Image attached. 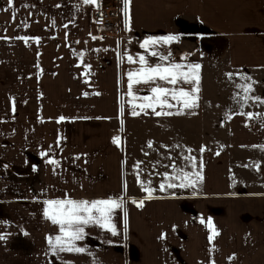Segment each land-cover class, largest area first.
<instances>
[{
    "label": "crops",
    "instance_id": "obj_1",
    "mask_svg": "<svg viewBox=\"0 0 264 264\" xmlns=\"http://www.w3.org/2000/svg\"><path fill=\"white\" fill-rule=\"evenodd\" d=\"M99 2L14 0L12 9L0 0V206L13 220L0 218V264H264V0H130L127 16L123 0L120 37L94 25ZM168 35L178 40L141 47ZM141 55L149 67L200 64L199 107L144 114L138 106L152 87L173 86L134 85L133 101L128 73L144 67ZM248 83L245 102L238 85ZM181 169L202 171V182L167 188L180 181L164 174ZM120 198L117 235L87 225L76 242L84 252L53 255L48 237L61 233L46 201Z\"/></svg>",
    "mask_w": 264,
    "mask_h": 264
},
{
    "label": "snow or ice",
    "instance_id": "obj_2",
    "mask_svg": "<svg viewBox=\"0 0 264 264\" xmlns=\"http://www.w3.org/2000/svg\"><path fill=\"white\" fill-rule=\"evenodd\" d=\"M85 4H97V0H83ZM130 3V0H124L125 5V15L127 16V8ZM9 8L14 9L15 3L14 0H9ZM7 9H5L6 11ZM13 20H15V13H13ZM54 23V21H53ZM127 26V21H126ZM130 30V29H129ZM4 37H0L3 39ZM17 39L24 40L27 44V37H17ZM93 39H97V37H93ZM178 37L175 35H168L160 38H149L141 44L142 48H148L149 46L155 45H169L173 41H177ZM36 42L39 43V38H36ZM152 56H159L161 61H166L169 59L167 55H161L156 51H152ZM81 59L83 56L81 55ZM127 60L129 63H136L137 61L131 56H127ZM139 63L144 67L139 68L135 72L128 73V95L133 97V101H135L136 96L133 94V86L143 84L156 83L157 80L163 81L166 84H170L173 87L168 88L164 86L157 85L156 87H152L150 89L151 95L144 97L145 103L140 104L138 107L144 114H147V109H151L152 113L156 116H171V115H182L184 114V109H195L199 107V92H200V64H189L183 65L178 63H173L169 66H162L157 64L156 66L149 67L147 66V60L144 56H139ZM90 70V66H88ZM187 69V70H185ZM88 73L86 72L85 75ZM229 79L232 78V73L227 74ZM243 79H249V77H242ZM189 84L192 85L191 90H187L183 87L176 88L175 86L178 84ZM238 87L242 88L246 93L242 97V99L247 102L248 99L252 98L247 93L253 91L252 84L248 83L246 85H238ZM99 95V93H96ZM84 95H88V93H84ZM174 101L175 103H170ZM254 99L260 100L259 97H255ZM264 103V100L260 101ZM180 106V110L173 113L171 111H165L164 109H172L174 107ZM137 105L133 104V112L132 115H139L140 112L136 111L135 108ZM157 107L161 110L157 111ZM15 110V106L13 105V111ZM122 111V109H121ZM194 114V113H193ZM240 115H245L243 111L239 113ZM249 119L252 118V113L246 114ZM65 118L62 116L60 120L63 121ZM113 143L117 146L121 143V138L116 136L113 138ZM148 147H152V142H149ZM178 147V146H177ZM207 150L206 148H201V152ZM192 150L188 149L190 153ZM219 155V152L216 153ZM42 156H47L48 153H41ZM184 159L189 160L191 162V167L193 169L196 168V157L195 156H185ZM48 164L59 166V161L56 159H48ZM201 161V168H202ZM139 167V162L137 163V168ZM175 169V165L172 166ZM256 169L259 170V165H256ZM180 174L175 176H168L167 173L164 175L169 181L179 180L180 183H167V188H186V187H195L199 182H202L203 175L202 171H193L191 173L184 172L182 169L179 170ZM141 185L144 184V181H138ZM148 183H151L150 181ZM125 190L127 189V184L124 185ZM161 190H165V184L160 185ZM146 192H148L149 198L152 196V192L154 189L145 188ZM133 203L137 204V207H143V201L137 203L133 200ZM47 209L44 212L46 218H48L54 225L59 226L60 235L55 237H48V244L51 246V251L53 255L62 252H75L82 253L86 249L84 247H78L76 242L85 239L87 235L85 232V227L87 225H97L102 229H107L113 235H117L116 225L112 222V216L115 210L124 208V200L120 199H106V200H94V201H77L73 199H63V200H48L46 201ZM125 223L127 222V212L124 213ZM204 221L201 220V223ZM208 227L212 231V235L209 237L210 240H214L217 236L220 235L219 231L216 230L215 225L212 221L208 220ZM27 235V233H25ZM7 239V236L4 234H0V240Z\"/></svg>",
    "mask_w": 264,
    "mask_h": 264
},
{
    "label": "built area",
    "instance_id": "obj_3",
    "mask_svg": "<svg viewBox=\"0 0 264 264\" xmlns=\"http://www.w3.org/2000/svg\"><path fill=\"white\" fill-rule=\"evenodd\" d=\"M123 18V0H100L93 16V23L103 28L105 33L120 37Z\"/></svg>",
    "mask_w": 264,
    "mask_h": 264
},
{
    "label": "trees",
    "instance_id": "obj_4",
    "mask_svg": "<svg viewBox=\"0 0 264 264\" xmlns=\"http://www.w3.org/2000/svg\"><path fill=\"white\" fill-rule=\"evenodd\" d=\"M29 155L35 160V163H39V160L40 158L34 154V153H31V152H28ZM0 216L6 220L7 223H11V220L9 219L8 215L6 214V212H4L0 206Z\"/></svg>",
    "mask_w": 264,
    "mask_h": 264
},
{
    "label": "rangeland",
    "instance_id": "obj_5",
    "mask_svg": "<svg viewBox=\"0 0 264 264\" xmlns=\"http://www.w3.org/2000/svg\"><path fill=\"white\" fill-rule=\"evenodd\" d=\"M53 2H54V1H53ZM220 46H221V45H220ZM221 47H222V46H221ZM216 59H219V58L216 57L215 60H216ZM220 59L223 60V59H225V58H224V57H220ZM223 63H225L224 60H223ZM220 66H222V65H216L217 68H221ZM215 72H216V71L214 70V74H215V75H218V76H220V74L222 73V72H221V73H215ZM11 175H12V174H11ZM36 175H37V174H36ZM26 176H27V175H26ZM22 177H25V175H24V176L22 175ZM33 179H34V178H33ZM0 204H1V202H0ZM1 207H2V206H1ZM2 210H3L4 212H6V214H7L8 217H9V219L11 220V223H9V224H13V220L11 219V217L9 216V214L7 213V211H6L5 209H3V207H2ZM0 218L3 219L1 216H0ZM3 221L6 222L5 219H3ZM6 223H7V222H6Z\"/></svg>",
    "mask_w": 264,
    "mask_h": 264
}]
</instances>
